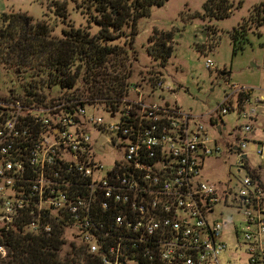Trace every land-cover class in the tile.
Returning a JSON list of instances; mask_svg holds the SVG:
<instances>
[{
	"label": "built area",
	"instance_id": "built-area-1",
	"mask_svg": "<svg viewBox=\"0 0 264 264\" xmlns=\"http://www.w3.org/2000/svg\"><path fill=\"white\" fill-rule=\"evenodd\" d=\"M144 84L109 105L81 82L33 96L0 87V264L19 235H70L84 264H223L232 237L247 264H264V96L231 86L196 115L159 95L162 79ZM224 153L237 169L225 184L207 173Z\"/></svg>",
	"mask_w": 264,
	"mask_h": 264
},
{
	"label": "trees",
	"instance_id": "trees-1",
	"mask_svg": "<svg viewBox=\"0 0 264 264\" xmlns=\"http://www.w3.org/2000/svg\"><path fill=\"white\" fill-rule=\"evenodd\" d=\"M168 1L82 0L81 9L86 8L90 19H94L100 29L95 36L87 30L72 28L63 30L62 38H55L45 20L34 23L26 14H0V67L12 76L11 83L18 85L19 90L13 89L14 93L33 96L35 91L56 86L70 88L81 82L90 89L94 101L109 105L131 85L134 62L138 60L134 43L140 20L150 17L153 8H161ZM243 3L240 0L236 8L240 9ZM233 8L231 0H204L203 13L195 18L200 17L207 23L210 40L212 26L209 23L228 19ZM65 10L66 7L55 8V15L65 18ZM128 26L131 34L127 37L122 31ZM253 27H264V2L255 6L246 22L231 33L234 54L244 50L254 33ZM122 37L127 38V48L114 44ZM173 40V33L160 30L150 38L147 54L155 62L149 72L152 87L160 80L161 72L156 68L164 67L174 53ZM65 244L60 236L19 235L11 247L8 264H83L87 260L83 246L74 243L71 252L62 256Z\"/></svg>",
	"mask_w": 264,
	"mask_h": 264
},
{
	"label": "rangeland",
	"instance_id": "rangeland-1",
	"mask_svg": "<svg viewBox=\"0 0 264 264\" xmlns=\"http://www.w3.org/2000/svg\"><path fill=\"white\" fill-rule=\"evenodd\" d=\"M82 1V0H81ZM81 1L74 0H0V14L16 13L26 14L33 18L34 23L45 20L52 29V37L62 38L63 30L81 28L87 30L92 36L100 32L94 19L86 13V8L81 9ZM240 0H231L234 4L233 14L223 21H212V40L208 35L205 21L200 19L203 13L204 0H169L163 7H155L151 16L140 20L138 24V37L134 47L137 51V61L134 62L131 84L151 86L149 72L154 69L153 62L147 54L150 38L156 30L173 33L174 47L172 57L164 67H157L160 79L164 81V91L159 93L172 101L178 102L185 110L196 115L204 114L209 108L219 103L226 93L231 91V86L254 90L264 96V27L256 29L244 50L234 54L231 33L249 18L253 8L264 0H243V5L237 9ZM66 7L65 18L55 15V8ZM123 34L130 36V26L123 29ZM214 33V35H213ZM127 38L122 37L114 44L124 46ZM206 59H211L215 70L210 72L206 66ZM227 73V74H225ZM225 74V75H224ZM12 76L3 72L0 87L3 92L18 89L17 84L11 83ZM16 86V87H15ZM143 86V87H144ZM60 87H54L55 93ZM170 90V92H169ZM157 96V94H156ZM207 105V106H206ZM108 120L107 116H104ZM235 117H227L230 127L235 124ZM231 130V129H230ZM107 138H102L100 143H106ZM228 162L231 167H225L222 162ZM235 156L224 153L218 159H213L209 164L207 173L210 179L223 184L237 174ZM264 166V164H263ZM228 213V212H225ZM232 226L226 228L227 236L230 235ZM230 242L228 253L222 258L223 264H247V258L235 250L232 237H226ZM62 256L71 252L73 240L68 235ZM69 239V240H68ZM242 258V262L240 259ZM84 264V262H83Z\"/></svg>",
	"mask_w": 264,
	"mask_h": 264
},
{
	"label": "water",
	"instance_id": "water-1",
	"mask_svg": "<svg viewBox=\"0 0 264 264\" xmlns=\"http://www.w3.org/2000/svg\"><path fill=\"white\" fill-rule=\"evenodd\" d=\"M17 74H19V72Z\"/></svg>",
	"mask_w": 264,
	"mask_h": 264
},
{
	"label": "crops",
	"instance_id": "crops-1",
	"mask_svg": "<svg viewBox=\"0 0 264 264\" xmlns=\"http://www.w3.org/2000/svg\"><path fill=\"white\" fill-rule=\"evenodd\" d=\"M225 75V74H224Z\"/></svg>",
	"mask_w": 264,
	"mask_h": 264
}]
</instances>
